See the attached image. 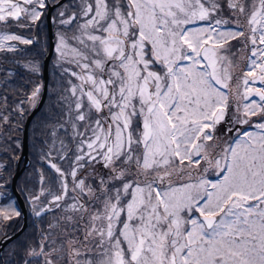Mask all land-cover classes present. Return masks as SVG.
<instances>
[{"label":"snow or ice","instance_id":"6c2138e0","mask_svg":"<svg viewBox=\"0 0 264 264\" xmlns=\"http://www.w3.org/2000/svg\"><path fill=\"white\" fill-rule=\"evenodd\" d=\"M47 21L59 79L34 141L49 174L18 189L39 223L6 249L22 210L0 164V264H264V0H0L5 151L46 85L21 78L9 109L8 65L38 76L44 49L4 54L40 45Z\"/></svg>","mask_w":264,"mask_h":264},{"label":"rangeland","instance_id":"374dc122","mask_svg":"<svg viewBox=\"0 0 264 264\" xmlns=\"http://www.w3.org/2000/svg\"><path fill=\"white\" fill-rule=\"evenodd\" d=\"M67 2H68V0L65 3H67ZM53 14L55 15V9L53 11ZM54 27H55V32H57L58 29H57V25H56L55 22H54ZM222 27H226V26L222 25ZM59 30L60 31H65L66 29H59ZM231 43L235 46L233 50H235V48H240L241 47L240 43L237 42V41H232ZM27 47H29V46H26V47L22 48V49H26V51H24V52H18V53H14V54H9L8 59L9 60H11V59L26 60V59L30 58L31 55L34 54V52L36 51L37 48H43L44 49V56L40 58L41 71L38 74V76H30L26 72V70L23 67H21V69L23 70L24 73H23V77L22 76L20 77V81H16L17 77H16V75L13 74L12 78L7 82V92L9 94V101H8L9 109H11V107H13L15 105L16 100L23 98L22 96H20L18 94L17 95H13V89L23 87L24 91H30L31 85L30 84L29 85H23L21 83V78H23L24 81L40 80V81L43 82L42 72H43L44 58H45V54L47 53V51L49 49V38H48L47 22L43 26L41 44L37 45V46H31L30 49H32V50L30 52H28V50H30V49H27ZM238 55H239V60L237 62V66H236V69H235V72L237 74H239L241 72V70L243 69V67H244V63H245L244 57H245L246 53L244 51H241ZM56 56H57V54L54 51V54H53V56L51 58L49 93H48L47 100H46L43 108L40 110V112L38 114L36 113L35 118L32 121L31 127H30V131H31V134H30V157H31V159L33 161L38 159L37 146H35V141H34V129L38 130V125H40V127H42V123L41 122L44 120L45 114L49 113V105L52 103V101L54 99V97H53V89L55 87V82L59 79V69L57 67H55ZM237 83H238V76H235L233 81H232V85H231L233 87V90H235V86H236ZM0 84H3V87H1V85H0V95H3L5 93L4 77L1 79ZM255 86L259 87V82H257V84ZM240 90L241 91L243 90V86L242 85L240 87ZM255 98L258 99V97H255ZM26 119L27 118H25V120H24V126H25ZM23 132H19V133L15 134V135L19 136V140H20V143H21V147L19 148V150L15 151V153H13V151L11 149L5 151L4 149L7 148V144L4 141H0V164L7 165L9 167L8 171H10L11 173H14V171H15L17 165H18V161L20 159V155L22 153V149H23L22 148L23 147ZM61 135H63V133H61ZM14 155H15V157H18V159H13ZM30 166H32V164H29L26 167L25 173L20 177L19 183H18L19 188H21L23 186L26 177H29L30 175H31V179L33 181H35V179L33 177V173H32L34 169L43 168V170L45 171V174L46 175L49 174V169H48L47 166L38 165L36 163L34 164L33 168H30V169H32L31 170L32 172L26 174V172L28 170H30V169H28ZM61 166L62 167H66L64 164H62ZM0 172H2V171H0ZM4 174H7V173H4ZM7 195L9 197H11L15 201V204L18 207V204H17V201H16L17 200L16 196L13 194L11 187L7 190ZM2 203H7V201H2ZM20 240L21 239H19V241Z\"/></svg>","mask_w":264,"mask_h":264},{"label":"water","instance_id":"95a60500","mask_svg":"<svg viewBox=\"0 0 264 264\" xmlns=\"http://www.w3.org/2000/svg\"><path fill=\"white\" fill-rule=\"evenodd\" d=\"M67 0H64L66 2ZM54 9L51 12V15L53 14ZM48 22V31H49V39H50V46L49 50L45 56L44 59V65H43V78H44V84L46 87L42 90V95L40 100L37 103V107L31 111V114L27 117V120L25 122V127H24V134H23V149H22V154L19 160L18 167L14 173L15 175V182L12 184L13 191L16 194L18 201L23 209L24 213V222L23 225L19 230H17L14 234V239L19 236L27 227L28 225V212H27V207H26V202L21 195V193L18 191L17 187V181L22 172L26 169L30 162V156H29V130H30V124L36 113L42 108L47 94H48V88H49V80H50V61L51 58L54 54V46L56 43V36H55V28H54V22L53 21H47ZM24 159V161H23ZM23 161V163H22ZM9 242H5L4 247L8 244Z\"/></svg>","mask_w":264,"mask_h":264},{"label":"trees","instance_id":"16d2710c","mask_svg":"<svg viewBox=\"0 0 264 264\" xmlns=\"http://www.w3.org/2000/svg\"><path fill=\"white\" fill-rule=\"evenodd\" d=\"M47 30H48V25H47ZM12 31H17V29L13 28ZM19 34H21V35H28V33H26V32H20ZM48 38H49V35H48ZM35 46H37V45H35ZM18 47L19 48H24L26 46H24V45H18ZM30 48H31V46L27 47V49H30ZM31 50L32 49L28 50V52H30ZM9 54H14V53H6L4 55H7V57H8ZM8 67L12 70L13 74L16 75V77H17V80L16 81H20V77L21 76L23 77V73H24L23 70L21 69V67L20 66H16V65H11V64H9ZM5 75L6 74H4V73H0V81H1V79L3 77H5ZM0 85H1V87H3V84H0ZM30 134H31V131H30ZM35 163L38 164V165L46 166L45 164H43L41 161H38V159H37V160H35V161L32 162V166H30L28 169L33 168ZM8 169H9V167H8ZM31 170L32 169L28 170L26 172V174L32 172ZM0 171H3V169H0ZM32 173H33L34 179L36 180L37 177L34 175V170H33ZM2 201H5V200H0V202H2ZM33 218H35V217H33ZM17 220H18V218L12 223L11 228H13V226L16 223ZM34 229H35V224L33 225V223H31L30 224V227L26 230V232L21 237L15 239L6 249H10V247H13L15 243L19 242V239L23 240V239L29 237L34 232Z\"/></svg>","mask_w":264,"mask_h":264},{"label":"flooded vegetation","instance_id":"af4514ba","mask_svg":"<svg viewBox=\"0 0 264 264\" xmlns=\"http://www.w3.org/2000/svg\"><path fill=\"white\" fill-rule=\"evenodd\" d=\"M41 162H42V161H41ZM42 163H44V162H42ZM44 164H45V163H44ZM27 204H28V203H27ZM18 206H19V205H18ZM19 208L21 209V207H19ZM21 210H22V209H21ZM28 214H29V217L31 216V218H29V220H28L29 222H28V225H27L26 229L24 230V232H23L21 235L17 236L15 239L21 237V236L26 232V230L30 227V224H31V223H33V225L35 224V227H36L37 224L39 223V221H38V219H37L36 217H35V218H32V217H34V216H33L32 212H31V209H30L29 205H28ZM51 218H52V214H51V213L47 214V215L44 217V221H43V223L46 224L49 220H51ZM23 219H24V214H23V210H22V215H21V217L18 218V220H17L16 223L14 224L13 228H10V229H9V234L15 232L20 226H22V224H23ZM19 223H20V224H19ZM15 239H13V241H14ZM13 241L9 242V243L7 244V246L10 245ZM7 246H6V247H7Z\"/></svg>","mask_w":264,"mask_h":264}]
</instances>
